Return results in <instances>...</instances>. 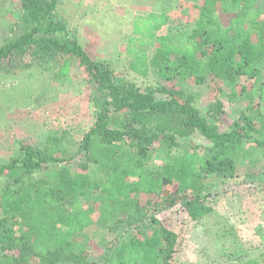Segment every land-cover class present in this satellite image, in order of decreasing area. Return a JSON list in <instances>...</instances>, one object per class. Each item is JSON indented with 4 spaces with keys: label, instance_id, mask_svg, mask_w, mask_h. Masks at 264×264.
<instances>
[{
    "label": "trees",
    "instance_id": "16d2710c",
    "mask_svg": "<svg viewBox=\"0 0 264 264\" xmlns=\"http://www.w3.org/2000/svg\"><path fill=\"white\" fill-rule=\"evenodd\" d=\"M258 1L203 0L192 25L160 35L156 33L167 24L165 14L137 17L132 27L136 37L128 40L129 70L143 77L150 71L156 74L155 87L142 88L134 77L117 80L106 62L88 56L65 25L54 19L58 0H20L18 31L0 47L1 78L14 74L11 79L17 85L11 91L27 85L33 89L38 81L28 79L35 72L21 69L19 73L21 66L31 68L36 61L34 70L50 73L52 81L60 77L50 66L52 58L76 59L85 78L94 84L96 112L78 142H71L67 133L48 135L37 144L19 141L7 160L1 161L0 264H97L87 261L86 247L58 232L60 227L82 232L94 226L91 209L76 207L89 189L127 209L118 238L128 241L120 264H171L176 235L154 217L143 224L134 213L132 197L156 195L169 206L184 197L182 207L193 221L211 214L203 197L208 177H232L239 148L259 130L254 119L241 114L230 130L219 131L215 120L222 115V103L216 100L203 117L195 107V96L174 83L190 79L196 85H234L239 78L250 80L260 74L264 20L246 13ZM221 15H233L229 20L233 33L221 25ZM141 46H155L151 59ZM25 55L32 61L21 63ZM156 93L168 97L156 100ZM195 133L211 144L210 156L189 158L179 151L178 140ZM256 143L264 148V143ZM153 148L165 158L162 167L151 163ZM75 156L92 165V172L86 165L83 169L88 172H74L68 162ZM48 167L55 169L52 180L41 174ZM172 185L174 193L169 190ZM106 256L102 264H110Z\"/></svg>",
    "mask_w": 264,
    "mask_h": 264
},
{
    "label": "rangeland",
    "instance_id": "374dc122",
    "mask_svg": "<svg viewBox=\"0 0 264 264\" xmlns=\"http://www.w3.org/2000/svg\"><path fill=\"white\" fill-rule=\"evenodd\" d=\"M202 3L203 0H58L53 15L91 59L108 64L117 80L134 77L142 88L147 85L154 88L156 74L153 71L143 77L129 70L128 40L136 37L132 34L133 22L139 16L167 11L172 17L170 30L192 25L198 19ZM255 7L246 12L248 16L264 20V0H259ZM20 15V0H0V47L18 31L16 24ZM232 17L220 16L227 33H233V29L229 30ZM161 33H166L165 26L156 35ZM140 49L149 59L155 53V46H141ZM28 61L32 58L25 55L21 63ZM32 62L31 68L21 66L17 71L35 72V76L28 79L30 83L38 81L33 89L27 85L11 91L12 86L17 85L11 79L14 74L8 72L4 74L6 78L0 76V89L9 90L8 93L0 92V163L7 160L19 141L37 144L44 142L48 135L67 133L71 142H78L96 112L94 84L85 78L78 60L66 61L62 56L52 58L50 66L60 72V77L52 81L50 73L35 71L38 62ZM32 79L35 81L31 82ZM176 81L175 88L195 96V107L203 117L216 100L222 103V115L215 120L219 131L230 130L241 114H247L254 119L259 132L251 133L252 139L239 148L236 172L232 177H208V187L203 193L204 203L211 208L208 217L200 222L193 221L182 207L184 197L169 206L156 195H133L134 213L143 224L154 217L176 235L171 264H264V148L256 143H264V68L253 79L239 78L234 85L221 82L204 86L190 79ZM167 97L155 94L156 100ZM178 142L179 151L189 158L195 155L205 158L211 154L208 150L211 144L199 134L180 138ZM154 148L149 151L151 163L162 167L165 158ZM71 150L75 151V147ZM68 163L74 172H88L83 169L84 159L75 156ZM86 166L92 172L93 166ZM41 174L52 180L55 169L48 167ZM175 189V185L169 188L172 193ZM104 200L100 192L87 190L76 207L91 209L94 226L82 232L60 227L58 232L86 247L87 261L102 264L101 260L108 255L110 264H120L128 241L122 243L118 238L128 213L116 199Z\"/></svg>",
    "mask_w": 264,
    "mask_h": 264
},
{
    "label": "crops",
    "instance_id": "0c3cea01",
    "mask_svg": "<svg viewBox=\"0 0 264 264\" xmlns=\"http://www.w3.org/2000/svg\"><path fill=\"white\" fill-rule=\"evenodd\" d=\"M169 14L170 13H168L167 11H165V17L167 19V24L165 25V30L170 29V27L172 26V21H171L172 17Z\"/></svg>",
    "mask_w": 264,
    "mask_h": 264
}]
</instances>
